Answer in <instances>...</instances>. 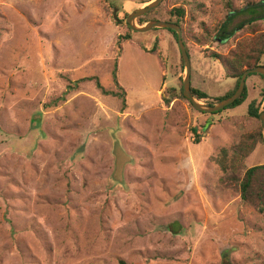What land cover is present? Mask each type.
<instances>
[{"label":"rangeland","instance_id":"1","mask_svg":"<svg viewBox=\"0 0 264 264\" xmlns=\"http://www.w3.org/2000/svg\"><path fill=\"white\" fill-rule=\"evenodd\" d=\"M144 1L0 0V264H264V217L219 161L262 125L264 79L195 109L172 30L126 23ZM178 5L191 86L214 105L236 81L213 52L264 30V0H164L150 18ZM114 71L125 106L97 85L120 92ZM244 163L264 164V142Z\"/></svg>","mask_w":264,"mask_h":264},{"label":"trees","instance_id":"2","mask_svg":"<svg viewBox=\"0 0 264 264\" xmlns=\"http://www.w3.org/2000/svg\"><path fill=\"white\" fill-rule=\"evenodd\" d=\"M228 7H231V2L228 3ZM154 10H152L151 12H153ZM151 12L139 17L138 21H140L141 24H144L150 19H155V18H150ZM169 13L171 15L169 21L175 22L183 28V25L185 23V15H186L185 7L180 5L174 6L173 8L170 9ZM226 22L227 19H225V21L220 25V27H218L219 30L218 33H221V35L225 30ZM248 23L250 25H253L255 21L249 20ZM172 32L177 37V33L174 30H172ZM228 36L229 35H226L224 36V38H227ZM124 37L128 38V36H124ZM183 39L186 45L185 36H183ZM208 39H209V35L206 41H208ZM154 49H156V47H154L152 51ZM263 55H264V30L261 31L260 26H258L257 24L252 27L251 34L240 38L227 54L213 52V56L220 61V63L222 64L225 70L226 75L228 77L236 79L235 88L227 92V94L222 98H215V100L220 101L232 95L234 91L237 89L241 76L245 72V70H247L248 68H254L256 66L262 65L261 59ZM254 74L259 75L264 79V75H261L259 73H251L248 75L247 80L251 75ZM86 79H91V78H86ZM114 80L118 85L117 87L121 89L120 92L106 90L98 80H97V85L98 87H100L103 93L111 94L119 98H122L125 106L126 91L119 84L116 71H114ZM191 88L193 94L198 99L203 100L210 98L208 94L199 91L192 86ZM262 96L264 97V89L262 90ZM180 97L183 99H187L183 94H181ZM247 97H248V87L246 84L245 90L243 91L242 95L234 103L230 105L242 103ZM165 101L166 104L169 105L170 102L172 101V98L166 99ZM254 103L255 102H252V104ZM208 104H210V102ZM224 109L218 112H214L213 114L220 113ZM256 109L257 112L255 115L257 118H259L260 110L258 108H255V110ZM252 112L253 111L251 110V113ZM193 132L196 135L195 138L196 141L200 142V139L202 137V131L198 132L197 130H194ZM263 142H264V136L262 132V125H260L258 130L245 133L241 137V139L231 148H222L219 154L220 157L219 161L222 169L226 173V175L221 178L222 183L226 187H234L238 191H240L243 200L253 203L257 208V211L261 213L264 217V164L246 167L244 163V160L254 151L257 145ZM120 263L127 264L125 260H121Z\"/></svg>","mask_w":264,"mask_h":264},{"label":"water","instance_id":"3","mask_svg":"<svg viewBox=\"0 0 264 264\" xmlns=\"http://www.w3.org/2000/svg\"><path fill=\"white\" fill-rule=\"evenodd\" d=\"M164 0H149L144 5L135 8L132 12H130L126 17V23L134 30L138 32H146L153 28H169L174 30L177 33V41L178 46L182 54V58L184 61V75H183V95L191 102L193 107L201 112H207V113H214L218 112L230 104L234 103L243 93L245 90L246 84H247V77L251 73H259L261 75H264V65H259L254 68H248L245 70V72L242 74L239 85L237 89L234 91L232 95L229 97H226L216 104H208L203 102L201 99H198L195 97V95L192 92L191 88V62H190V56L187 51L186 45L184 43L183 39V30L182 27L171 21H163V20H157L152 19L147 21L145 24L139 26L136 23V20L151 12L152 10L156 9L161 5V3ZM115 18L118 19L117 13L114 14ZM259 119L261 121L263 130H264V110H262L259 114Z\"/></svg>","mask_w":264,"mask_h":264},{"label":"crops","instance_id":"4","mask_svg":"<svg viewBox=\"0 0 264 264\" xmlns=\"http://www.w3.org/2000/svg\"><path fill=\"white\" fill-rule=\"evenodd\" d=\"M149 0H146V1H144V3H147ZM183 75H184V73H183ZM230 79H231V81H233V83H235V81H236V79L235 78H231L230 77Z\"/></svg>","mask_w":264,"mask_h":264},{"label":"flooded vegetation","instance_id":"5","mask_svg":"<svg viewBox=\"0 0 264 264\" xmlns=\"http://www.w3.org/2000/svg\"><path fill=\"white\" fill-rule=\"evenodd\" d=\"M158 8V7H157ZM182 30H183V28H182Z\"/></svg>","mask_w":264,"mask_h":264}]
</instances>
